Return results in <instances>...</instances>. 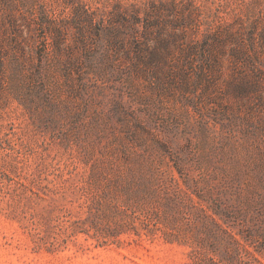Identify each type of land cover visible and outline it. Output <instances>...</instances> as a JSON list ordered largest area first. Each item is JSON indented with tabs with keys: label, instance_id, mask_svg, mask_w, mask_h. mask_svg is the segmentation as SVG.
Listing matches in <instances>:
<instances>
[{
	"label": "rangeland",
	"instance_id": "374dc122",
	"mask_svg": "<svg viewBox=\"0 0 264 264\" xmlns=\"http://www.w3.org/2000/svg\"><path fill=\"white\" fill-rule=\"evenodd\" d=\"M124 15L140 19L142 48L164 52L166 40L179 56L210 43L207 79L193 82L199 52L189 62L165 52L171 65L136 71ZM118 25L123 46L111 43ZM263 31L264 0H0V264H194L196 207L167 214L172 241L124 232L118 244L81 230L114 227L130 202L140 212V178L180 182L170 194L209 206L207 217L220 203L260 219ZM253 36L261 70L235 68L231 49ZM260 71L262 99L236 98L232 80Z\"/></svg>",
	"mask_w": 264,
	"mask_h": 264
},
{
	"label": "trees",
	"instance_id": "16d2710c",
	"mask_svg": "<svg viewBox=\"0 0 264 264\" xmlns=\"http://www.w3.org/2000/svg\"><path fill=\"white\" fill-rule=\"evenodd\" d=\"M155 18L158 19L159 16ZM120 20L124 29L127 32H131L129 34H131L133 42L137 44V49L133 50L134 55H130V50L127 49V54L132 57V65L136 67V71L146 72L148 67L158 71L159 66H156L157 64L162 61L169 62V52L171 54V62L179 61V56L185 57L188 62L192 61L199 52L200 63L199 66H196V69L199 68V70L193 82L201 84L209 76L210 71L213 69L212 61L215 62L216 60L214 57L215 52L210 43H202L200 47L198 46L200 42L197 41L195 44L184 46L183 48L180 47L179 56L169 46V43L167 44L166 40H163L164 45L167 46L164 48V52L160 50L158 43L156 46L154 44L148 47L145 45L146 47L142 48L140 45L143 43L142 39L136 38L134 35L138 33L139 26L136 23L140 22V19H129L124 15ZM156 27L158 28L159 26L156 25ZM119 28V25L111 27L109 31L112 36L111 43L116 46H123L122 44H125L122 39L124 35L121 36L122 32H120ZM153 28L146 24V27L140 32L141 36L145 38L150 36ZM169 35L173 39L179 37L177 33H169ZM260 37L264 41V31L260 32ZM151 39L153 41V38ZM256 42V36H253L248 43L245 40H242V42L241 40L238 41V46L231 49L232 66L235 68L261 70L258 62L260 64L262 62L263 49H259L256 46ZM130 43L132 44V41ZM165 52H168V54H163ZM169 65H171L170 62ZM189 65L191 68L194 67L193 63H189ZM261 72H255L254 75L240 73L237 80H232L230 90L237 95L236 98L242 99L246 97L245 100H250L255 96L262 99L263 96L258 90L260 81L257 80ZM182 73L183 70L181 71ZM182 78L183 82L188 85L190 78L189 75L186 76L185 71ZM252 95L254 96L251 97ZM140 180L141 178L136 181L138 194L141 196L140 199L142 198L140 203H143L140 212L132 208L133 204L130 202L123 205L124 208L122 213H120L122 218H116L117 221L114 222V227L104 231L97 221H92L91 224L82 221L85 227H82L81 230L90 233V230L94 229V234L98 238H100L99 236L104 238L105 241L103 242L112 240V242H118V244H123L126 241V239L121 237L124 232H133L140 237L145 235L151 239L162 233L166 240L172 241L175 240L179 233L167 221V214L180 210L192 213V209L196 207L201 211L200 213L204 214L203 216L199 215V213L196 214L192 223L196 227V231H192V233L201 244L199 248H193L191 251L194 264H264V213H260L258 217L260 219H256L255 216L248 215L245 210L238 208L234 204L223 206L219 203L217 206L220 209H213V213H208L207 217L206 211L210 208L209 206L197 205L192 197L189 196L186 202L181 199L180 193L170 194L168 190L174 185H176V188L179 187L180 191H183L180 187V182L167 183L164 179L162 182L146 179L139 185ZM139 190H142V194L139 193ZM203 199L208 200L206 197ZM169 226L172 231L166 229ZM200 234L205 236L201 237L202 235ZM207 244L210 245L208 250L205 249Z\"/></svg>",
	"mask_w": 264,
	"mask_h": 264
}]
</instances>
